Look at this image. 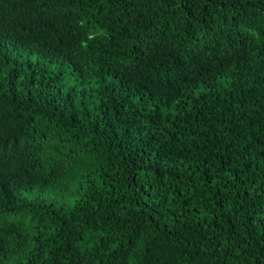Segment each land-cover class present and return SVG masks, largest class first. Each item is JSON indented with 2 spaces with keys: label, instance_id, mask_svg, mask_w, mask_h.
Masks as SVG:
<instances>
[{
  "label": "trees",
  "instance_id": "obj_1",
  "mask_svg": "<svg viewBox=\"0 0 264 264\" xmlns=\"http://www.w3.org/2000/svg\"><path fill=\"white\" fill-rule=\"evenodd\" d=\"M0 264H264V0H0Z\"/></svg>",
  "mask_w": 264,
  "mask_h": 264
}]
</instances>
